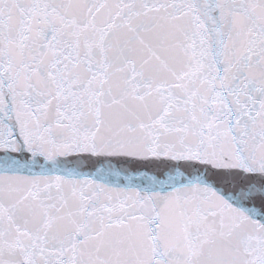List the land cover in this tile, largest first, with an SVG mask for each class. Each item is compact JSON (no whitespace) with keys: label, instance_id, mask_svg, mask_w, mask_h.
I'll return each mask as SVG.
<instances>
[{"label":"snow or ice","instance_id":"1","mask_svg":"<svg viewBox=\"0 0 264 264\" xmlns=\"http://www.w3.org/2000/svg\"><path fill=\"white\" fill-rule=\"evenodd\" d=\"M0 264H264V0H0Z\"/></svg>","mask_w":264,"mask_h":264}]
</instances>
